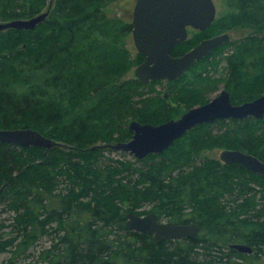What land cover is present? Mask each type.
Listing matches in <instances>:
<instances>
[{"label":"trees","instance_id":"trees-1","mask_svg":"<svg viewBox=\"0 0 264 264\" xmlns=\"http://www.w3.org/2000/svg\"><path fill=\"white\" fill-rule=\"evenodd\" d=\"M114 1L0 0V21L49 8L32 30L0 31V128H31L57 142L48 149L0 142V253L11 251L10 262L21 264H264V174L200 157L220 146L264 161L263 120L231 119L225 132L205 133L200 124L142 159L105 155L106 144L131 137L130 120L173 118L153 87L161 81L130 73L143 55L130 48L131 20L105 14ZM223 6L171 55L231 28L249 32L166 83L172 102L186 103L180 112L207 102L219 83L232 103L264 93V0ZM128 212L196 223L198 233L154 242L126 227ZM45 236L49 243L32 255Z\"/></svg>","mask_w":264,"mask_h":264},{"label":"water","instance_id":"water-1","mask_svg":"<svg viewBox=\"0 0 264 264\" xmlns=\"http://www.w3.org/2000/svg\"><path fill=\"white\" fill-rule=\"evenodd\" d=\"M48 14L49 8L29 18L0 21V31L10 28L32 30ZM215 16L214 0H135L131 36L135 50L143 55V60L133 69L134 77L146 84L179 78L196 60L229 40V33L223 32L200 40L181 55H171L172 48L187 39V27L204 31ZM247 117L263 120L264 123V93L249 101L232 103L229 91L221 89L207 102L189 108L178 118L158 124L130 120L127 127L132 132L131 137L105 147L142 159L149 154L162 153L196 125ZM0 142L47 149L57 144L54 139L31 128H0ZM219 159L224 164L239 163L252 173L264 174V161L239 149H223ZM125 218L126 227L150 234L154 242L193 237L198 233L196 223L159 220L154 212H128ZM230 247L246 253L251 251L250 246L241 243L230 244Z\"/></svg>","mask_w":264,"mask_h":264},{"label":"rangeland","instance_id":"rangeland-1","mask_svg":"<svg viewBox=\"0 0 264 264\" xmlns=\"http://www.w3.org/2000/svg\"><path fill=\"white\" fill-rule=\"evenodd\" d=\"M134 2H135V0H116L113 3H111L110 5H108L107 7H105L104 12L109 17H122V18H125V19L127 18V19L131 20V18H132V9H133ZM214 3L216 5L217 15H218V13L222 9H224V6H223L224 0H214ZM225 32L229 33L230 38H229L228 41H231V40L239 39V38L245 36L246 34H248L249 29H247V28H231V29H228ZM129 44H130L131 50L133 52H137L135 50V47H134V44H133V41H132V36H130ZM218 50L219 49L217 48V50H215V52H217ZM133 69H134V66L131 68V72H130L131 74H133ZM153 87H154V90H156V93L158 94V96H160V95L163 96V94L165 93V89H166L165 85L163 86L162 84H158V85L156 84ZM172 87H173V83L168 88L170 94H171V88ZM221 89H225L223 83H219L217 88L214 91L211 90V92H209L207 94V97L209 99L212 98L214 95L219 93V91ZM152 93H154V92H152ZM176 102H177L176 104L174 102H172V103L169 102V105H170L169 106L170 107L169 111L170 112L172 111L173 118L180 117V115L184 111L180 112L179 109L185 107L184 104H186L184 102V100H183V97H181V99L177 98ZM195 105H198V104H195ZM128 121H127V123H128ZM222 121H224V122L223 123L213 122L211 124H204L202 127L197 128V129H200L201 131H204L205 133H208V131H207L208 128L210 130H212L213 132H225L226 129H229V128L233 129L234 128L235 123H233L231 121V119H226V120H222ZM225 137H227V136L225 135ZM223 149H227V148H222L220 146L213 147V148H210V149L209 148H203L200 151V157L201 158L202 157L203 158L204 157H211V158L218 159L220 162H222L219 159V153ZM105 155L107 157H110V158H113V159H121V160H134L135 159V157L132 154L128 153V152L114 151L112 149L110 151H106ZM145 208H148V207H145ZM2 216H3V218L7 217L6 214H4ZM162 220H165V219H162ZM49 240H50V238H48L46 236L42 237L41 239H39L34 244L32 249L30 250L31 251L30 253H32V255L35 254L37 252V250L40 249L43 245L48 244ZM10 256H11V251L0 253V264H21V261H19V260H15L13 262H10V259H11Z\"/></svg>","mask_w":264,"mask_h":264},{"label":"flooded vegetation","instance_id":"flooded-vegetation-1","mask_svg":"<svg viewBox=\"0 0 264 264\" xmlns=\"http://www.w3.org/2000/svg\"><path fill=\"white\" fill-rule=\"evenodd\" d=\"M191 30H194V29L191 28V27H187L188 35L190 34V31H191ZM172 49H173V48H172ZM142 60H143V59H142ZM137 65H138V64H137ZM188 69H189V68H188ZM188 69H187V70H188ZM187 70H186V71H187ZM158 81H161V84H162L163 86H164V85L166 86L165 93L163 94V97H164V99H165V102H166L167 104H169V102L172 103V100H171V98H169V94H168V90H167V84H166V83L168 82V80H158ZM171 81H172V80H171ZM148 84H149V83H148ZM210 99H211V98H210ZM204 103H205V102H204ZM200 104H203V103H200ZM200 104H198V105H200ZM195 106H196V105H195ZM192 107H193V106H192ZM190 108H191V107H190ZM188 109H189V108H188ZM188 109H187V110H188ZM184 112H185V111H184ZM214 122H215V121H214ZM209 124H211V123H209ZM196 126H197V125H196ZM196 126H195V127H196ZM195 127H194V128H195ZM192 129H193V128H192ZM189 131H190V130H189ZM189 131H188V132H189ZM131 133H132V132H131ZM186 133H187V132H186ZM184 135H185V134H184ZM222 163H223V162H222Z\"/></svg>","mask_w":264,"mask_h":264}]
</instances>
